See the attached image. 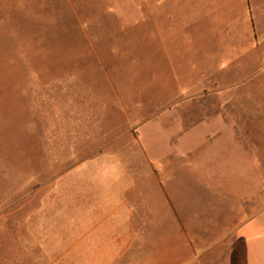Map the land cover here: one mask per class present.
Returning <instances> with one entry per match:
<instances>
[{"label": "rangeland", "instance_id": "374dc122", "mask_svg": "<svg viewBox=\"0 0 264 264\" xmlns=\"http://www.w3.org/2000/svg\"><path fill=\"white\" fill-rule=\"evenodd\" d=\"M140 18V0H0V264H58L61 259H47L44 253L58 251L61 245L71 253L78 250L77 244L69 245V241L79 236L80 155L95 150L94 145L80 150V137L106 133L115 124L113 118L118 115L110 78L142 101V113L154 109L163 99L170 102L172 107L155 115L157 118L148 124L158 126L150 131L146 146L156 142L158 127L177 132L176 123L190 121L192 103L178 95L173 68L180 72L183 84L188 82L189 73L195 72L197 80L202 73L199 69L219 65L217 56L227 51L226 36L221 33V46L216 43L208 47L207 29L213 25L206 18L197 21L196 17L191 26L192 44L185 43L181 36L176 38L175 43H168L172 57L166 59L159 39V26H168L164 17L155 12L146 29L141 27ZM227 24L224 19L214 26L223 31ZM85 26L90 30L88 34L82 29ZM194 56L196 68L190 62ZM228 73L216 77L233 78L235 72ZM263 74L261 70L257 76L263 78ZM261 82L241 87L252 100L246 104L252 109L241 112L237 120L244 137L235 145L227 142L217 147L208 165L201 162L208 167L204 173L180 171L170 202L160 197L165 210L162 217L166 218L160 226L164 235L159 239L153 235L154 227H148L149 237L155 239L147 243L149 251H171L185 243V236L168 221L175 202L181 218L191 216L217 224L206 226L209 231L200 239L208 242L212 238V242L203 243L199 251L179 249L170 259L173 264L196 254L197 260L211 258L213 251L232 244L236 221V236L242 240L240 254L252 260L258 252L255 244L264 238V80ZM241 88L236 83L230 87ZM81 89L87 90V99L94 97L93 103L84 105L86 98L80 97ZM211 101V97H200L197 105ZM198 113L194 110L192 116ZM176 139L174 146L179 150L187 138L181 141L177 135ZM147 148L156 152L157 147L154 144ZM198 148L197 152L203 154L212 149L210 145ZM134 149L136 153L137 147ZM133 155L126 160L135 169L139 155ZM150 183L151 179L146 187L153 197ZM235 188L243 190L249 199L244 214L240 211L234 216L227 210L237 203L240 206V199L231 197L230 189ZM239 196H243L241 191ZM36 212L42 213L29 223V214ZM155 216L150 214V218ZM225 225L230 229L224 231ZM37 237L57 241L45 249L49 252H43L44 245L34 243ZM68 261L86 264L80 254Z\"/></svg>", "mask_w": 264, "mask_h": 264}, {"label": "crops", "instance_id": "0c3cea01", "mask_svg": "<svg viewBox=\"0 0 264 264\" xmlns=\"http://www.w3.org/2000/svg\"><path fill=\"white\" fill-rule=\"evenodd\" d=\"M223 1L140 0V24L141 27H145L143 29H146L148 19L154 16L155 12L164 17L168 24L167 27L159 26L160 50L166 59L172 57L168 43H175L176 38L183 37L185 43L192 44L191 26L196 21V17L197 21L201 20L198 19L199 17L206 18L208 23L211 22L213 25L212 28L207 29V46L213 47L216 43L221 46L223 43L221 33H224L227 51L225 55L217 56L219 65L216 68L207 66L203 70L199 69L202 73H199L197 80L193 77L196 75L195 72L194 75L189 73L188 82L183 84L182 79L180 80V72L173 68L174 79L178 82V95L189 98L192 103L188 110L190 121L187 124L176 123L174 127L177 128V132H171L165 129V126L158 127L156 142L147 145L155 144L156 152L149 151L150 147L147 148L146 143L148 136L151 135L150 131H154L158 125L148 124L153 121L155 115L158 117V113L162 114L165 109H170L172 107L170 102L163 99L157 107L142 113V101L130 95L127 89L115 84L109 74L110 86L115 95L114 108L117 110L115 113L118 115L113 118L116 120L115 124L106 133L100 131L96 136L87 134L80 137V144H82L80 150L89 145H94L95 150L87 151L90 154L80 155L79 236L69 241V245L77 244L78 250L71 253L68 247L62 249L63 245H61L58 251L44 253L45 258L61 259L58 264H69L68 258H78L80 254V258L84 259L86 264H173L175 262H170V259L175 257L179 249L189 250V252L199 251L203 243L212 242V238H209L208 242L206 240L202 242L200 239H204L203 236L209 231L208 228L205 229L206 226L217 223L211 220L199 221L191 216L181 218L179 209L173 202L172 219L168 217V221L173 223V227H178V234L181 232L185 236V243L171 251L160 248L153 251L147 249V243L155 240L149 237L148 227H154L153 235L157 234L159 239L164 235L160 226L165 224L166 218L162 217V212L165 213V210L160 202L161 198L168 202L173 199L174 194L172 198L170 197L171 192L175 193L176 186L173 184L175 177L180 171L193 173L195 170H201L203 172L208 167L203 166L201 162L208 165L210 159L216 156L217 147H223L227 142L235 145L244 137L237 120L241 112L252 109L246 105L252 100L248 92L242 88L251 86L249 85L251 82L259 84L261 80H264V74L263 78L257 76L259 71L264 70V0H225V3ZM224 19L230 26L227 24L223 31H219L216 24ZM82 29L86 34L90 31L86 26ZM236 45L239 48H236ZM213 57L216 58L214 55ZM195 58L194 56V61L190 60L194 65L193 68H196ZM228 70L235 72L232 74L233 78L216 77V74L228 75ZM158 72L160 80L161 71L158 70ZM115 78L118 79V77ZM235 83L242 88L231 90L230 87ZM86 91L81 89L80 97L86 98L84 105H89L94 102V97L87 99ZM200 97H211L212 101L204 106L197 105V98ZM82 98H80L81 101ZM194 110L199 111L198 116L195 114L192 116ZM81 124L82 121L80 126ZM177 135L181 141L187 138L179 150L174 146ZM203 145H210L212 149L204 154L198 153V147ZM107 146L114 149L106 150ZM134 147H137L136 153H134ZM159 147H161L160 150ZM95 153L98 155H94ZM125 154L128 155L125 156ZM133 154L140 156L137 157L139 164L135 169L126 160L129 156L131 160ZM150 179L153 197L150 195V190L148 192ZM167 179H169L168 184H166ZM240 191L243 196H239ZM230 192L233 199L239 198L241 202L240 206L237 203V206L232 205L227 210L235 216L245 210L243 207L249 197L245 198L243 190L238 188L230 189ZM40 210L44 209L40 208ZM31 213L28 218L29 223L32 224V218L42 212ZM150 214L156 216L150 218ZM236 222L231 224L237 226V235ZM227 229H230L229 225H225L224 231ZM236 235H232V244L221 251H213L211 258L209 256L205 260H197L196 254L190 256L187 261L177 264H264V238L255 244L258 252L251 256L252 260H247L240 254L239 246L242 240ZM53 241L57 240L37 237L34 243L43 244L42 251L49 252L46 250L53 247Z\"/></svg>", "mask_w": 264, "mask_h": 264}]
</instances>
